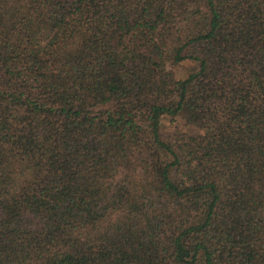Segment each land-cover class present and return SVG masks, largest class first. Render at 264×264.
<instances>
[{"label":"trees","instance_id":"trees-1","mask_svg":"<svg viewBox=\"0 0 264 264\" xmlns=\"http://www.w3.org/2000/svg\"><path fill=\"white\" fill-rule=\"evenodd\" d=\"M0 264H264V0H0Z\"/></svg>","mask_w":264,"mask_h":264},{"label":"rangeland","instance_id":"rangeland-1","mask_svg":"<svg viewBox=\"0 0 264 264\" xmlns=\"http://www.w3.org/2000/svg\"><path fill=\"white\" fill-rule=\"evenodd\" d=\"M195 65V62L190 60H183L178 65L173 66L176 75H183L188 69L193 67Z\"/></svg>","mask_w":264,"mask_h":264}]
</instances>
